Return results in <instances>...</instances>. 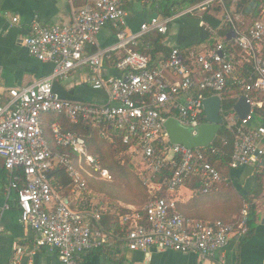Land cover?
Segmentation results:
<instances>
[{"label":"built area","instance_id":"built-area-1","mask_svg":"<svg viewBox=\"0 0 264 264\" xmlns=\"http://www.w3.org/2000/svg\"><path fill=\"white\" fill-rule=\"evenodd\" d=\"M134 1L94 0L80 8L66 25L45 26L35 19L23 45L37 60L53 64L54 71L32 86L11 90L8 103L0 104V158L9 174V191L17 197L21 223L35 233L37 247L56 252L62 264H84V255L112 247L113 237L101 228V211L73 209L67 196L51 184V173L65 169L72 183L70 195L82 205L89 178L112 181V176L90 154L86 140L65 132L57 121L50 125L58 150L54 148L42 128V117L48 113L62 114L72 122L83 119L108 124L124 134L123 143L130 146L128 154L140 160L144 169L140 178L151 198L143 209H133L121 217L129 226L124 242L130 251H175L213 259L237 230L242 234L247 231L248 204H244L237 223L196 221L177 211L178 191L188 180L197 177L202 181L203 189L193 192L197 195L218 190L228 178L207 160L203 149L172 144L165 128L174 118L196 135L205 121L204 101L211 96L222 98L228 79L239 74V63L223 43L187 58L174 47L157 65L135 47L145 35H167L170 25L187 15L214 32L204 16L215 5L220 7L233 43L252 65L248 78L236 82L242 85V95L251 105L249 115L242 120L234 109L225 114L222 107L224 127L234 135L230 171L260 166L264 162V126L256 123L255 111L264 108V21L246 26L238 10L242 0H206L174 17L152 16L135 32L128 26L125 9L126 3ZM139 1L146 6L153 4V0ZM254 1L263 14L264 0ZM19 22L15 17L12 25ZM109 26L114 30L115 43L100 49L98 37ZM112 54L119 55L115 64L118 75L105 71V59ZM81 67L90 70L86 83L108 93L107 103L73 101L55 91L58 80L68 79ZM169 73L177 80L171 81ZM166 170L170 174L164 176ZM7 209L5 205L1 212ZM14 254L10 264L21 260L22 247L15 245Z\"/></svg>","mask_w":264,"mask_h":264},{"label":"crops","instance_id":"crops-1","mask_svg":"<svg viewBox=\"0 0 264 264\" xmlns=\"http://www.w3.org/2000/svg\"><path fill=\"white\" fill-rule=\"evenodd\" d=\"M92 1L94 0H0L1 105L8 103L11 98V90L32 86L52 75L54 71L53 64L37 60L23 45V40L29 35L33 21L38 19L45 26L69 24L73 21L75 13L82 6L84 7ZM255 10L247 14L251 17ZM127 11L129 14L127 21L131 31H138L140 24L155 15L151 6L137 2L134 3L133 9ZM239 14L246 26L253 24L252 20L244 17L241 12ZM206 15H210L206 22L214 32H211L207 27H201L199 19L195 21L184 19L178 25L177 37L175 35L169 36L171 29L167 35H162L165 36L164 45L169 48H179L187 58L192 53L205 52L216 44L223 43L235 57L236 62L239 63V69L245 66L248 62L240 49L233 43L231 28L225 23L223 12L218 13L216 8L212 7ZM15 17H19L20 22L12 25V20ZM259 20L264 21V13L260 14ZM237 24L242 27L241 22ZM222 33L225 34L222 35ZM216 39L223 40L217 41ZM114 43V30L109 26L100 33L98 48L105 49ZM96 49L90 48L89 50ZM163 57L162 54L157 56L158 60H162ZM115 63L104 62L105 71L108 75H118ZM89 73L88 67L78 68L68 79L58 80L54 85L55 91L63 98L73 101L107 103L108 93L106 91L94 90L90 84L86 83ZM168 78L173 82L177 80L170 73ZM263 169L264 162L260 166H244L237 170L228 171L229 182L233 190L238 195H248L255 198V203L258 206V220L252 234H242L237 230L232 235L228 246L215 258H202L196 254H183L175 251L157 252L152 250L150 254L132 252L127 248L125 242L114 239L112 247L86 254L83 259L84 264H264V177L263 186L260 189L257 180L258 176L261 177ZM55 171L50 175L53 178H55ZM9 184L8 171L5 169L4 160L0 158V212L5 205H8V209L1 212L0 264H10L14 261L15 245L21 246L24 251L18 264H62L56 252L47 248H38L35 233L21 223V211L17 197L14 192L9 191ZM65 196L69 199L71 207L77 210L88 209L87 205L93 202L90 205V210H100L102 213V211L107 212L110 204L106 202L108 198L105 200L103 195L97 196L92 201L84 196V205L76 202L70 194ZM194 196L192 190L187 186L180 189L177 194L178 202L187 206L193 205L192 208H188V212L195 218L206 222L222 220L224 215L221 207L214 206L209 201L192 204ZM98 203L101 205L100 208ZM119 203L121 207L129 208L131 211L136 209ZM232 217L226 219V222H230L237 216Z\"/></svg>","mask_w":264,"mask_h":264},{"label":"trees","instance_id":"trees-1","mask_svg":"<svg viewBox=\"0 0 264 264\" xmlns=\"http://www.w3.org/2000/svg\"><path fill=\"white\" fill-rule=\"evenodd\" d=\"M204 1L206 0H153V4L151 5V7L153 8L155 15L168 18L174 17L175 15L185 11L186 9L201 4ZM135 2L140 3L139 0L126 3L125 9H133V5ZM250 3L251 2L249 0H242L238 4V10L244 15V17L249 18L250 20H252V23H254L259 20L261 10L259 9V7H257L253 15L250 17L247 14V9ZM216 12L221 13L222 9L220 7H217ZM207 17H210V15L204 16L205 21ZM223 34L225 33H222V35ZM164 40L165 36H162L158 33L145 35L138 41L135 50L148 55L151 58V64L157 65L160 62L165 61L169 57V54L172 50V48L164 45ZM159 54H162L164 56L162 60H158L157 56ZM117 55L118 54H112L111 57L106 58L105 61L117 63L119 58V56ZM251 70L252 65L247 63L240 69L238 67L239 74L235 78L228 79L226 90L222 92L223 111L225 112V114L233 111L239 97L242 96L244 92L242 85L236 82L238 80L247 79L248 72ZM207 95L210 96L209 93H207ZM257 99H262V97L258 96ZM255 116L256 123L264 126V108L256 109ZM41 121L44 133L47 135L49 141L53 146L54 144L52 142V135L50 133V125L53 122L57 121L62 126L65 132L72 133L84 138L86 140L87 148L90 154L96 157L99 160L102 168L108 170L111 174L112 181L89 178L88 190L84 195L89 198V201H92L99 195H103L105 197V200L106 198H108V200L106 201L107 203L116 201L123 202L128 205L141 206L149 202L151 195L148 188L142 183L140 178L142 171L139 169V166H141V163H135L132 160V155H126L129 151L130 146L123 143L124 134L122 132L114 131L106 123L98 125L83 119H80L77 122H72L64 115L58 113H48L42 117ZM54 148L56 147L54 146ZM233 150L234 135L232 131L225 126L219 133L214 143L209 147L203 149V152L206 154L207 160L215 167H217L225 178H228V171L230 170ZM169 174L170 171L166 170L164 176H167ZM263 177L264 169L261 173V177H257V180L259 181V189L263 186ZM50 181L58 192H61L65 195L70 194L72 183L65 169H57L55 171V178L51 176ZM185 186L189 187L192 192L200 191L204 187L202 181L197 177L188 180ZM159 196H162V193H160ZM208 201L211 202L212 205L222 208L224 216L220 221H227L228 219L233 218L232 216H237L230 221L234 223L238 222L244 208V204H248L249 215L245 225L247 230L246 234L250 235L253 233L254 229L256 228V222L258 220V206L255 203V198L248 195H238L230 185L229 178L227 182H222L218 185V190H214L209 194H197L192 198V204L204 203ZM92 203L87 205L88 209H91L90 205ZM100 206L101 205L99 204L98 207L100 208ZM192 206L193 205L191 204L187 206L186 204L177 202V211L183 214L186 218H190L196 221H204L195 218L188 212V208H192ZM108 207L109 208L107 212L102 211L100 223L101 228L103 231L111 235L113 237V240H121L122 242H124V238L128 232L129 226L127 222H123L121 220V217L131 213V210L121 206H116V208H118L117 210H115L116 208L112 209L109 205ZM84 257L85 255L83 256V259Z\"/></svg>","mask_w":264,"mask_h":264},{"label":"water","instance_id":"water-1","mask_svg":"<svg viewBox=\"0 0 264 264\" xmlns=\"http://www.w3.org/2000/svg\"><path fill=\"white\" fill-rule=\"evenodd\" d=\"M257 8V2L252 1L247 9V13H252ZM223 102L219 96L208 97L204 101L205 121L197 129V134L180 126L178 121L170 118L165 128L172 144L183 145L189 149H205L212 145L219 133L224 127V118L222 116ZM237 116L244 120L251 111V105L247 102L245 96H240L234 106Z\"/></svg>","mask_w":264,"mask_h":264},{"label":"rangeland","instance_id":"rangeland-1","mask_svg":"<svg viewBox=\"0 0 264 264\" xmlns=\"http://www.w3.org/2000/svg\"><path fill=\"white\" fill-rule=\"evenodd\" d=\"M216 9H217V5H215L214 6ZM184 19H189V20H192V21H195L197 18H194V17H190V16H185V17H181V18H178V19H176L173 23H172V25L170 26V34H169V36L170 35H175L176 37L178 36V33H179V31H178V25H179V23L180 22H182ZM217 41H222L223 39H216ZM172 44V43H171ZM171 44H169L170 46H171ZM126 155H129L128 153L126 154ZM132 160L135 162V163H139L140 164V160H136L134 157L132 158ZM141 165V164H140ZM139 169L141 170V171H144V169H143V166L141 165V166H139ZM88 181H89V179H88ZM122 204H125V205H128V204H126V203H123V202H121ZM144 205V204H143ZM141 205V206H137V205H129V206H132V207H134V208H136V209H143L144 208V206L146 205ZM109 206L112 208V209H115L116 208V206H120V203L119 202H116V201H114V202H110V204H109ZM118 208H116L115 210H117ZM126 209H129V208H126Z\"/></svg>","mask_w":264,"mask_h":264}]
</instances>
